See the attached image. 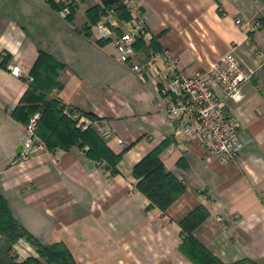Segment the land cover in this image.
<instances>
[{"label": "crops", "instance_id": "1", "mask_svg": "<svg viewBox=\"0 0 264 264\" xmlns=\"http://www.w3.org/2000/svg\"><path fill=\"white\" fill-rule=\"evenodd\" d=\"M139 5L151 38L139 40L138 49L168 51L187 73L206 71L233 51L253 73L241 99L226 102L241 138L251 143L236 162L209 160L198 141L168 122L167 98L96 35L89 12L103 8L100 0H0V193L33 236L45 245L64 244L78 264H198L183 250L188 234L182 222L199 207L207 215L190 235L207 252L221 264H264V0ZM238 19L259 21L262 28L250 33ZM40 52L63 64L48 100L111 124L113 136L102 141L120 157L115 166L90 159L89 146L49 150L44 142L37 155L19 163L26 125L14 111ZM163 143L166 171L185 186L166 210L137 189L134 173ZM25 242L29 256L37 257Z\"/></svg>", "mask_w": 264, "mask_h": 264}, {"label": "built area", "instance_id": "2", "mask_svg": "<svg viewBox=\"0 0 264 264\" xmlns=\"http://www.w3.org/2000/svg\"><path fill=\"white\" fill-rule=\"evenodd\" d=\"M124 13L128 15L127 20L122 18ZM236 24L250 33L262 28L259 21L238 19ZM94 30L99 38L111 42L120 63L129 67L142 81L151 80L155 84L159 94L167 98V121L176 125L187 138L198 141L209 160L237 161L251 139L241 138L240 127L229 115L226 102L241 99L240 89L250 81L253 73L233 51L206 71L187 73L168 51L138 49L139 40L151 38L139 0H120L119 5L103 8ZM260 68H264V56L261 57ZM13 74L20 75L19 68L14 69ZM69 116L82 130L92 129L105 141L113 136L107 120L91 117L73 108ZM40 118V114L34 115L25 127L23 148L17 157L19 163L28 162L44 147L37 136ZM117 143L124 145L122 139H117Z\"/></svg>", "mask_w": 264, "mask_h": 264}, {"label": "trees", "instance_id": "3", "mask_svg": "<svg viewBox=\"0 0 264 264\" xmlns=\"http://www.w3.org/2000/svg\"><path fill=\"white\" fill-rule=\"evenodd\" d=\"M103 8H110L120 4V0H100ZM103 8L95 6L89 12L93 23H97ZM100 13V14H99ZM98 16V17H97ZM94 17V18H93ZM97 17V18H96ZM128 19L126 13L122 16ZM63 64L47 53L40 52L31 70L33 81L22 99L21 106L14 111L16 119L27 125L41 110V118L37 125V136L45 143L49 150L61 148L69 150L72 146H89L87 156L94 161H106L115 166L119 156L106 147L98 134L92 130H82L70 116L71 107H65L56 99L48 100L53 88L57 87L58 70ZM42 105L44 106L42 108ZM75 109V108H73ZM78 110V109H77ZM84 113V112H83ZM87 114V113H84ZM94 117L90 114H87ZM167 143L149 153L134 168L135 175L140 178L137 189L151 200L154 206L166 210L184 192L185 186L181 180L166 171L161 160V153ZM207 213L199 207L195 213L182 222L185 236L183 250L188 249L189 255L198 264H221L211 253L207 252L190 234L193 228L200 224ZM25 239L35 248L37 257L30 256L22 262L10 257L13 247ZM191 251V252H190ZM0 264H78L71 251L62 243L45 245L33 236L13 215L7 199L0 193Z\"/></svg>", "mask_w": 264, "mask_h": 264}, {"label": "rangeland", "instance_id": "4", "mask_svg": "<svg viewBox=\"0 0 264 264\" xmlns=\"http://www.w3.org/2000/svg\"><path fill=\"white\" fill-rule=\"evenodd\" d=\"M97 35V34H96ZM139 77V76H138ZM46 240H48V238L49 237H44ZM25 240V239H24ZM26 241V240H25ZM25 241H22L21 243H17L14 247H13V250L11 251V253H10V257L13 259V260H15V261H17L18 262V260L19 261H23V260H25V258H28V257H30L29 255H30V252L29 251H27V247H29V246H27V244H26V242ZM20 253V254H19Z\"/></svg>", "mask_w": 264, "mask_h": 264}, {"label": "water", "instance_id": "5", "mask_svg": "<svg viewBox=\"0 0 264 264\" xmlns=\"http://www.w3.org/2000/svg\"><path fill=\"white\" fill-rule=\"evenodd\" d=\"M22 148H23L22 145H20V146L18 147V149L16 150V154H17L18 156L20 155Z\"/></svg>", "mask_w": 264, "mask_h": 264}]
</instances>
